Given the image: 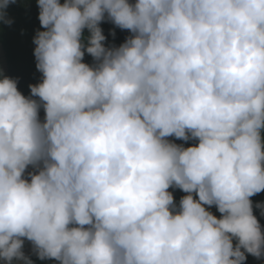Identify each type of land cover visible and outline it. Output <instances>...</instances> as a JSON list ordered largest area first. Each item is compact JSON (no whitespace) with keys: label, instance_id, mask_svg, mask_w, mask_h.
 Returning <instances> with one entry per match:
<instances>
[{"label":"clouds","instance_id":"1","mask_svg":"<svg viewBox=\"0 0 264 264\" xmlns=\"http://www.w3.org/2000/svg\"><path fill=\"white\" fill-rule=\"evenodd\" d=\"M36 1L41 82L0 60L2 264L264 259V0Z\"/></svg>","mask_w":264,"mask_h":264},{"label":"trees","instance_id":"2","mask_svg":"<svg viewBox=\"0 0 264 264\" xmlns=\"http://www.w3.org/2000/svg\"><path fill=\"white\" fill-rule=\"evenodd\" d=\"M17 0V3L10 6L8 9L9 17L13 20L11 26L0 24V60H2L3 74L18 80V90L28 97L30 95L29 85H35L41 82L42 74L37 71L34 57L33 38L37 30L43 31L40 22L38 20L39 9L37 7L36 0ZM130 3H135L136 0H129ZM103 30V34L106 37V46L122 44L126 37L130 35L127 30H121L116 28L110 22H103L100 24ZM115 31L116 35L113 37L110 35L111 31ZM84 35L88 36V32L85 29ZM91 65L93 58L85 53L84 60L82 61ZM40 119L43 121L45 113L43 109L40 110ZM169 139L177 144H184L185 147L194 146L197 141L189 140L184 142L176 140L174 137ZM173 192L174 201L179 204V200L182 196L186 195L179 189H169ZM253 204L264 202V192L257 194L251 198ZM218 218L220 213L215 207L209 209ZM254 215L257 217L259 223L264 229V217L260 215V211L254 207ZM235 243V241H234ZM247 255V254H246ZM47 264H58L54 260H46ZM246 264H264V259H256L251 255H247Z\"/></svg>","mask_w":264,"mask_h":264},{"label":"rangeland","instance_id":"3","mask_svg":"<svg viewBox=\"0 0 264 264\" xmlns=\"http://www.w3.org/2000/svg\"><path fill=\"white\" fill-rule=\"evenodd\" d=\"M32 248V245L30 242H28L27 240H25V245H24V252L27 251L28 249H31ZM33 262L34 264H47L46 260L44 261H41L39 260L35 255L33 257ZM0 264H2V260H0Z\"/></svg>","mask_w":264,"mask_h":264},{"label":"water","instance_id":"4","mask_svg":"<svg viewBox=\"0 0 264 264\" xmlns=\"http://www.w3.org/2000/svg\"><path fill=\"white\" fill-rule=\"evenodd\" d=\"M1 64V63H0ZM30 168V167H29ZM29 168L26 170L25 173V178H27V172L29 171ZM32 251V249H28L27 251H25V255H29V253Z\"/></svg>","mask_w":264,"mask_h":264}]
</instances>
